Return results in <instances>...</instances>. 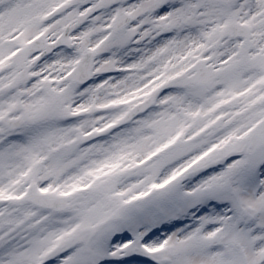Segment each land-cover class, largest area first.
Listing matches in <instances>:
<instances>
[{
	"label": "snow or ice",
	"instance_id": "snow-or-ice-1",
	"mask_svg": "<svg viewBox=\"0 0 264 264\" xmlns=\"http://www.w3.org/2000/svg\"><path fill=\"white\" fill-rule=\"evenodd\" d=\"M0 264H264V0H0Z\"/></svg>",
	"mask_w": 264,
	"mask_h": 264
}]
</instances>
